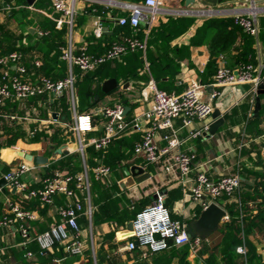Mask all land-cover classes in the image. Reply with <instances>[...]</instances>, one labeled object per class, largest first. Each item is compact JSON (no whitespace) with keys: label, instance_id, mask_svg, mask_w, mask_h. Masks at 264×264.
<instances>
[{"label":"crops","instance_id":"0c3cea01","mask_svg":"<svg viewBox=\"0 0 264 264\" xmlns=\"http://www.w3.org/2000/svg\"><path fill=\"white\" fill-rule=\"evenodd\" d=\"M143 0H75L76 9L73 43L75 52L86 47L89 52L100 54L123 35L133 34L129 25H120L118 18L130 13V6ZM72 2V0H69ZM207 0H161L156 22L148 28L141 24L136 36L147 37V50L125 54L115 61L89 71L93 80L105 81L116 78L118 87L92 104L86 92L85 72L77 74L74 69V97L66 90L61 97L47 93L34 98L7 100L0 115V170L6 172L26 159L20 153L40 154L49 157V163L33 168L23 176V181L38 187L44 177L60 170L71 173L68 167L55 168L60 160L72 158L71 165L85 166L91 172L99 165L111 167V173L103 180L91 181L92 213L84 194L76 191L73 198L64 195L55 197L51 205L43 206L37 198L22 199L10 184H0V217L13 216L12 204L19 203L24 209L34 211L36 219L30 221V240L24 244L19 223L0 227V264H142L151 256L142 259L143 248H125L133 239L128 224L131 215L143 210L154 199L157 191L165 195L166 204L175 219L190 222L199 218L203 208L201 200L185 194V187L178 172H167L162 163L147 164L142 153L134 146L143 136L142 129L128 126L105 150H96L91 141L104 133L105 117L100 111L117 102L130 106L126 119L148 109L153 104V94L148 83L153 80L160 89L181 93L193 80L207 85L204 97L208 99L214 90L220 94L213 101L224 123L215 134L189 137L190 132L202 128L206 121L194 120L186 124L183 118L174 121V129L182 141L179 149L196 154L188 185H193L199 172L204 171L211 179L238 174L241 189L233 196L217 200L230 216L228 206L244 197L242 216L234 218V228L215 231L191 254L188 245L171 246L159 254L158 264H208L213 252L214 264H264V157L261 152V135L264 133V93H254L253 84L232 86L214 85L217 68L224 64L235 68L252 64L255 75L264 82V0H218L217 4ZM255 10L258 35L252 36L234 22L236 15H247ZM18 15H16V13ZM55 12L51 0H35L33 5L17 4L16 0H2L0 11V55L6 48H14L23 54V63L29 69V78L35 80L44 75L55 79L64 78L69 64L63 59V48L69 44L66 32L53 28ZM101 20L103 33L97 36L95 23ZM33 30V32L31 31ZM55 30V31H54ZM47 31L45 35L40 32ZM149 40V41H148ZM40 59L42 65L34 66ZM13 70H15L13 66ZM102 78V79H100ZM100 79V80H99ZM76 85H82L76 93ZM86 99L85 101L83 100ZM257 96L260 106L257 107ZM57 113V117L53 114ZM76 115H91L93 128L79 136L75 129ZM212 116L207 122H212ZM56 129L67 140L56 147L49 138L34 141V133L45 130L51 135ZM169 131H160L156 142L166 144L163 136ZM61 137V136H60ZM16 138L14 144H5ZM85 144L80 149V140ZM63 147L67 153H57ZM176 151V150H175ZM47 153H49L47 155ZM133 165L143 167L150 173L146 180L123 188L120 182L128 176L125 169ZM2 177H0L1 179ZM109 195L113 205L106 201ZM80 200L84 209L78 221L82 228L84 250L82 255H70L60 243L47 253H38L35 237L61 220L58 209L68 201ZM97 213H100L97 216ZM230 220V219H229ZM229 220H221L222 226ZM241 242H234L235 239ZM243 248L240 252L239 248ZM188 249L186 255L183 250ZM40 249V248H39ZM32 254L28 256V253Z\"/></svg>","mask_w":264,"mask_h":264},{"label":"built area","instance_id":"2783aa9c","mask_svg":"<svg viewBox=\"0 0 264 264\" xmlns=\"http://www.w3.org/2000/svg\"><path fill=\"white\" fill-rule=\"evenodd\" d=\"M74 1L51 0V4L59 15L54 18L57 28H67L69 44L63 48L62 57L69 64L68 75L64 78L53 79L41 75L35 80L29 78V69L23 63V54L20 51H12L0 56V115L7 100H21L34 98L47 93H53L56 97H61L66 90L72 92V102L75 105L74 69L81 72H89L96 69L101 64L116 60L130 52L147 50V37L140 38L136 32L141 24H146L150 28L157 20V12L161 0H143L130 6V13L127 16L118 18L120 25H129L133 30L131 35H123L113 42L103 53L95 54L88 51L86 47L79 48L75 52L73 35L76 9ZM2 10V0H0V11ZM236 25L252 36L258 35V24L255 10H251L247 15H236L234 17ZM94 32L97 36L103 33L101 20L95 23ZM47 31L40 32L41 35ZM42 65L40 59L34 61V66ZM13 66L15 70H13ZM256 68L252 64H242L231 68L224 64L220 65L214 75V85L232 86L242 83L253 84L252 90L257 93L258 86L263 82L260 75H255ZM148 87L153 94V104L146 110L135 114L130 120L126 119L125 104L117 102L112 106H105L100 111L105 117L104 133L97 139L91 141L96 150H105L122 131L132 125L136 129H142L145 122L143 136L136 142L134 151L145 156L147 164L162 163L167 172H178L179 179L185 187V194L195 200L203 202L206 209L210 203H217V200L225 196H233L241 189V178L238 174L225 175L218 180L211 179L204 171L199 172L193 185H188V176L191 172L196 154L184 152L179 149L182 141L178 138L174 129V121L183 118L186 124L194 120L206 121L202 128L190 132L189 137H198L207 134L210 122L207 120L214 111L213 101L220 92L214 90L208 99L204 93L207 85L199 80L191 81L186 89L181 93L168 92L160 89L157 84L150 80ZM93 128L91 115H76L75 129L79 136L82 132L90 131ZM169 131L163 138L166 141L164 147H160L156 142V137L160 131ZM80 140V149H84L85 144ZM261 152L264 157V133L261 135ZM176 150V151H175ZM30 161H23L10 168L6 172H1L0 177L5 178L11 187H15L22 199L37 198L43 206L51 205L58 195L73 198L76 191L84 194V201L89 204L88 212L92 213L91 206V180H103L111 173V167L105 164L95 166L90 172L85 168L78 173L72 174L57 170L51 176L44 177L41 185L34 187L23 181V176L33 168ZM84 209L80 200L68 201L58 209L61 220L52 224L47 230L39 233L35 239L40 251L46 253L55 244L63 245L70 255H82L84 250V239L82 228L78 218ZM11 213L13 216L0 217V227L10 226L18 222L19 231L26 244L30 238V221L36 219L34 211L24 209L19 203L12 204ZM230 216L226 212L222 220H229ZM133 239L125 246L128 250L138 246L143 248L142 259L148 258L153 253H158L168 249L170 246L188 245L192 255L208 238L192 237L186 222L175 219L171 215V210L166 204L165 195L157 191L155 199L139 211L132 221ZM172 240V243L170 242ZM243 252V248H239ZM32 253L29 252L28 256Z\"/></svg>","mask_w":264,"mask_h":264},{"label":"water","instance_id":"95a60500","mask_svg":"<svg viewBox=\"0 0 264 264\" xmlns=\"http://www.w3.org/2000/svg\"><path fill=\"white\" fill-rule=\"evenodd\" d=\"M35 0H27L29 5H33ZM207 3H214L217 4L218 0H207ZM33 32V30H31ZM118 81L116 78H109L105 81H98L95 80L93 83V91L95 94L94 98L97 101L99 98L104 97L107 94H110L118 87ZM258 94L264 93V82H262L258 86L257 90ZM124 103L126 104V100H124ZM260 106V97L257 96V107ZM130 110V106L125 105V112L126 115ZM55 117H57V113L53 114ZM212 122H210L209 127V134H215L218 130V128L224 123V118L222 116L221 111L218 108H215L212 113ZM57 153H67V151L60 147L57 150ZM27 161H30L34 166H42L49 163V157L45 155L40 154H31V153H20ZM127 178L122 180L120 182V185L123 188H127L129 186H132L135 183H140L147 178H149L151 175L150 173L145 172V169L143 167L133 165L130 168L125 169ZM0 184L6 185L7 181L5 178L0 179ZM16 188L14 187V190ZM226 214V211L220 207L217 203H210V205L204 209L199 216V218L193 220L190 222L188 228L189 232L192 237H200L202 239L208 238L212 233L218 230L220 222L223 218V216ZM128 228L132 230L133 223L132 221L128 224ZM172 243V240H170ZM135 244L138 246V241H135ZM142 264H150L147 260H144Z\"/></svg>","mask_w":264,"mask_h":264},{"label":"trees","instance_id":"16d2710c","mask_svg":"<svg viewBox=\"0 0 264 264\" xmlns=\"http://www.w3.org/2000/svg\"><path fill=\"white\" fill-rule=\"evenodd\" d=\"M17 1V4L19 3V4H25V2L27 1V0H16ZM16 13V12H15ZM16 15H18V13H16ZM238 26V25H237ZM238 27H240V26H238ZM53 28H55L56 29V22H54V24H53ZM241 28V27H240ZM242 29V28H241ZM63 32H66V30H67V28L66 27H64V28H62L61 29ZM55 31V30H54ZM149 41V40H148ZM13 50H15L14 48H9V49H7L6 48V50H5V52H4V54L3 55H6V54H8V53H10V52H12ZM0 56H2V55H0ZM112 61H115V60H112ZM108 62H111V61H108ZM108 62H105V63H103V64H101L100 66H98L97 68H99V67H101V66H103V65H105V64H107ZM77 75L78 76H80V74H81V71L79 70V69H77ZM86 74L84 75V77H83V79L85 78V81H86V92H87V94H88V96H89V98H90V101H91V103L92 104H94V103H96L97 101L95 100V98H94V96H95V94L96 93H94V91H93V83H94V81L95 80H93V77L92 76H88V72H85ZM53 79H55V78H53ZM100 79H102V78H100ZM99 79V80H100ZM101 98H99L98 100H100ZM62 132H60V130H58V129H56L51 135H49L45 130H40V131H38V132H36V133H34V135H33V140L34 141H39V140H41L42 138H49V140L56 146V147H58V146H60L62 143H64L66 140H67V137L65 138V135H64V137H62V135H60ZM61 136V137H60ZM15 140H16V138H10V139H8L6 142H5V144H7V145H9V144H14V142H15ZM2 146V142H1V140H0V147ZM49 153H47V155H48ZM73 157H75V156H70V157H67V158H64V159H62V160H60L59 161V163H57V165L55 164V168H57V167H60L61 168V170L63 169V168H65V167H68V169L71 171V173L72 174H75V173H77V171L79 170V165L77 164L75 167H73L72 165H71V162H72V158ZM240 198H241V200L239 201V202H234L232 205H229L228 206V209H229V213H230V220L229 221H227V222H225L222 226H219V228H218V230H217V232L218 231H220V232H224V230H226V229H229V228H234L235 227V225L236 224H234V218H236V217H240V216H242V211H243V201H244V197L241 195L240 196ZM263 198H264V196H263ZM106 201H108V202H110V204L111 205H113L114 203H113V200H112V198H111V195H109V197H108V199H106ZM141 211V210H140ZM138 213V212H137ZM137 213H135V214H133V215H131L130 216V218L131 219H133L134 220V218L136 217V215H137ZM100 213H97V216L99 215ZM234 242H236V243H239V242H241V239L240 238H238V239H235L234 240ZM174 247H182V246H174V245H172L171 246V249H174ZM164 251H166V250H164ZM164 251H161V252H158V253H153V254H151L150 256H151V260H152V264H158L159 263V254L160 253H162V252H164ZM183 254L184 255H186L187 254V252H188V249L187 248H185V250H183ZM38 253H40L41 254V251H40V249L38 248ZM47 253V252H46ZM213 252H210V257L207 259V263L208 264H214V261H213ZM144 260H142V262H143ZM182 264H190L188 261H186V260H182Z\"/></svg>","mask_w":264,"mask_h":264},{"label":"rangeland","instance_id":"374dc122","mask_svg":"<svg viewBox=\"0 0 264 264\" xmlns=\"http://www.w3.org/2000/svg\"><path fill=\"white\" fill-rule=\"evenodd\" d=\"M67 75H68V73H67ZM80 90H81L82 92H84V91H83V87H82V85H76V93H77V94H79L78 92H79ZM83 100L85 101L84 103L86 104V99L84 98V95H83Z\"/></svg>","mask_w":264,"mask_h":264}]
</instances>
